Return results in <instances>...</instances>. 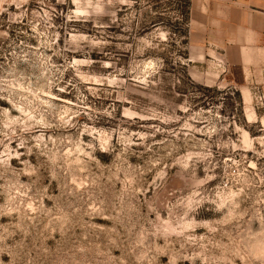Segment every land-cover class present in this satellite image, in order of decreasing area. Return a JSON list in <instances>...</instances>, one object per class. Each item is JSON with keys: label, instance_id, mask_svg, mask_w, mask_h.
<instances>
[{"label": "rangeland", "instance_id": "obj_1", "mask_svg": "<svg viewBox=\"0 0 264 264\" xmlns=\"http://www.w3.org/2000/svg\"><path fill=\"white\" fill-rule=\"evenodd\" d=\"M189 3L0 0V264H264L262 82Z\"/></svg>", "mask_w": 264, "mask_h": 264}, {"label": "crops", "instance_id": "obj_2", "mask_svg": "<svg viewBox=\"0 0 264 264\" xmlns=\"http://www.w3.org/2000/svg\"><path fill=\"white\" fill-rule=\"evenodd\" d=\"M189 2L191 27L201 33L204 47L221 49L232 65L262 82L264 90V0ZM242 91L249 102L248 88Z\"/></svg>", "mask_w": 264, "mask_h": 264}]
</instances>
